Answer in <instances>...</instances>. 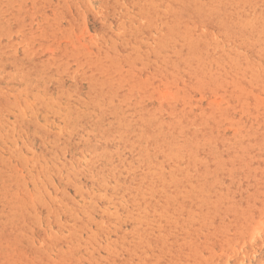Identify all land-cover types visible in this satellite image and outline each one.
<instances>
[{
  "label": "rangeland",
  "instance_id": "374dc122",
  "mask_svg": "<svg viewBox=\"0 0 264 264\" xmlns=\"http://www.w3.org/2000/svg\"><path fill=\"white\" fill-rule=\"evenodd\" d=\"M0 264H264V0H0Z\"/></svg>",
  "mask_w": 264,
  "mask_h": 264
}]
</instances>
